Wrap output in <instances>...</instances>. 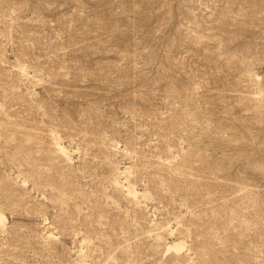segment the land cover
I'll return each instance as SVG.
<instances>
[{
	"label": "rangeland",
	"instance_id": "1",
	"mask_svg": "<svg viewBox=\"0 0 264 264\" xmlns=\"http://www.w3.org/2000/svg\"><path fill=\"white\" fill-rule=\"evenodd\" d=\"M0 217V264H264V0H0Z\"/></svg>",
	"mask_w": 264,
	"mask_h": 264
},
{
	"label": "bare ground",
	"instance_id": "2",
	"mask_svg": "<svg viewBox=\"0 0 264 264\" xmlns=\"http://www.w3.org/2000/svg\"><path fill=\"white\" fill-rule=\"evenodd\" d=\"M19 72H22L24 75H26L25 74V70H22V71H19ZM258 100V99H257ZM56 147H55V149H56V151L61 155L60 157H62V158H64V160L66 159L67 161L70 159L69 158V156H68V153L65 151V148L64 147H62V146H58L57 144L55 145ZM56 152V153H57ZM57 153V154H58ZM65 160V161H66ZM119 174H121V172L119 171ZM122 174H127V172L126 171H124L123 170V172H122ZM121 174V175H122ZM120 175V176H121ZM124 188V187H123ZM127 188V194H128V196L132 199V200H137L138 198H139V194L135 191V190H133V188L130 186V184H128V187H126ZM3 225V220H2V218L0 217V227ZM48 238H51V235H49L48 236ZM182 249H183V243H174V244H172L171 246H169L168 248H167V250L168 251H170V250H172V251H174L175 253H177V254H179L181 251H182ZM80 254H81V252H80ZM83 255V254H82ZM81 264H84V263H81Z\"/></svg>",
	"mask_w": 264,
	"mask_h": 264
}]
</instances>
